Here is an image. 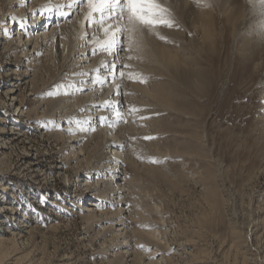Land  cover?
Masks as SVG:
<instances>
[{
  "label": "rangeland",
  "instance_id": "rangeland-1",
  "mask_svg": "<svg viewBox=\"0 0 264 264\" xmlns=\"http://www.w3.org/2000/svg\"><path fill=\"white\" fill-rule=\"evenodd\" d=\"M2 5L3 10L10 7L0 0ZM181 16L176 25L157 28L156 40L168 43L171 53L181 44L188 46L178 53L190 61L177 70L170 64L167 69H142L132 58L127 68L123 65L125 91L121 88L116 103L120 119L124 116L143 127L138 146L135 140L129 145L134 164H120V177L132 178L125 207L133 206L127 210L132 217L128 228L133 260L115 248L106 250L114 238L78 207L90 198L75 204L65 199L73 189L82 193L70 185L77 165L67 168V177L53 170L60 163L56 159L64 157L57 153L64 142L49 133V120L36 133L32 126L21 125L22 136L0 148V185L5 191L0 192V205L14 206L15 212L0 214V231L17 223L21 214L30 218L21 237L7 235L10 241L0 264H264V91L258 84L264 68L257 65L261 55L245 64L239 53H231L227 31L212 51L195 53L189 44L196 32ZM7 24L8 18L0 20V33L8 32ZM6 42L0 37V117L9 131L12 108L2 92L12 78L7 68L21 71L25 62L19 52L4 54ZM53 71L45 75L47 83L54 80ZM136 74L146 82L130 78ZM38 76V71L29 70L21 95ZM64 84L48 85L52 89L44 98L66 92ZM135 84L154 91L142 105L127 97L129 92L139 96L131 86ZM42 130L46 134L41 136ZM26 158L38 162L33 172Z\"/></svg>",
  "mask_w": 264,
  "mask_h": 264
},
{
  "label": "bare ground",
  "instance_id": "bare-ground-1",
  "mask_svg": "<svg viewBox=\"0 0 264 264\" xmlns=\"http://www.w3.org/2000/svg\"><path fill=\"white\" fill-rule=\"evenodd\" d=\"M70 3L71 0H4V4L10 6L9 9L3 10V5L0 7V20L8 18L5 28L11 27L8 32L0 33V37L7 41L4 43V54L19 52L25 62L24 70L21 71L7 68L6 75L12 78L2 92L6 93L12 108V121L9 124L11 129L7 131L6 125L2 124L7 121L0 117V148L3 149L6 147L5 143L15 142L22 136L21 125L32 126L36 133L50 120L46 125L50 129L49 133L56 141L60 138L64 142L57 151L64 157L56 159L60 163H56L53 170L57 175L67 177V168L77 165L70 185L82 191L79 195L73 189L71 195L64 196L65 199L75 204L79 198H90L78 207L82 215L102 224L103 229L114 238V243L106 250L115 248L119 253H124L127 259L133 260L135 254L129 241L131 230L128 228L132 217L127 211L133 206L126 209V199L132 191L128 182L131 184L132 178L126 180L120 177V164L133 163V151L129 145L135 140L138 146L140 141L138 142L137 137L143 127H136L129 120L127 122L124 116L125 122L115 116L121 88L125 91V77H121L119 72H123L124 64L128 67V62L133 63L130 58L141 62L142 69L143 65L145 68L160 65L167 69L170 64L177 70L190 61L188 55L179 57L181 52L178 53L188 46L178 45L179 50L171 53L168 49L170 45L166 47L168 43L165 46L156 40L159 29L150 30L143 25H136L139 47L133 45L129 49L126 39V29L130 27L127 13L122 19H106L101 25L89 21L86 0L71 8L66 7ZM160 3L170 10L174 25L178 21L177 16L183 15L180 19L183 18L184 23L194 29L196 36L190 40L189 48L195 53L204 49L212 51L219 41L225 40L224 36L228 33L232 54L239 53L243 62L249 64L259 53L261 58L257 65L264 68V4L261 0H160ZM61 12L66 15H60ZM99 18V14H95L94 20ZM105 28L110 31L117 28L125 30L117 33L118 39L124 36L122 51L118 46V50L111 54L103 50L94 53L98 44L107 38ZM124 47H127V52ZM112 64L117 66L115 76L110 75L109 68L105 67ZM29 70L32 74L38 71L39 76L34 84L29 81L28 92L21 95L23 83L28 82ZM52 70L55 72L54 80L47 83L45 75ZM98 75L103 79L102 83L97 80ZM61 82L66 83V92L62 90L54 97L44 98L53 83L62 88ZM51 84L48 89L47 86ZM258 84L264 91V71L258 78ZM33 85L38 87L37 90L32 89ZM131 86L134 94L139 96L129 92L127 97L141 103L140 105L144 104L145 98H151L154 92L146 86ZM25 106H28L26 110ZM44 134L46 131H40L41 136ZM26 160L30 165L29 171L33 172L38 168L37 161L29 158ZM72 161H75L74 164H71ZM84 170L89 171L90 177ZM0 192H5L3 185H0ZM2 212L8 215L15 213L14 206L2 204L0 214ZM72 213L76 212L72 210ZM21 215L18 216L17 223H12L11 227L5 225L4 230L0 231V246H4L0 248V257L6 251L10 237H21L23 232L28 231L30 218Z\"/></svg>",
  "mask_w": 264,
  "mask_h": 264
},
{
  "label": "snow or ice",
  "instance_id": "snow-or-ice-1",
  "mask_svg": "<svg viewBox=\"0 0 264 264\" xmlns=\"http://www.w3.org/2000/svg\"><path fill=\"white\" fill-rule=\"evenodd\" d=\"M85 2V0H71V3L66 5V7L71 8L74 5ZM87 7L89 9V21L95 22L103 25L107 20L111 19H122L124 14L127 13V19L130 27L126 29L127 32V42L128 47L131 49L133 45L139 47V40L136 36V25H143L148 29H155L158 27H172L175 21L170 15V10L160 3V0H86ZM264 4V0H261ZM207 6V5H206ZM95 14H99V20H94ZM115 14V15H113ZM60 15H66V13L61 12ZM125 31L124 29L117 28L115 31H110L109 28H105V36L107 37L102 43L98 44V49H94V53L97 50H103L108 53H112L118 50H123V40L118 39L117 33ZM160 39H166L165 37H160ZM109 68V74L115 76L117 72V66L112 64ZM124 67H127L125 65ZM121 77L124 73L119 72ZM130 78L133 80H139V82L144 83L146 80L140 76V74L132 75ZM97 80L103 82V79L98 75ZM115 116L120 119L122 114L117 109L115 111ZM77 123H79L77 121ZM94 130V129H93ZM145 139H151L146 137ZM151 163H158L155 159L150 160Z\"/></svg>",
  "mask_w": 264,
  "mask_h": 264
}]
</instances>
